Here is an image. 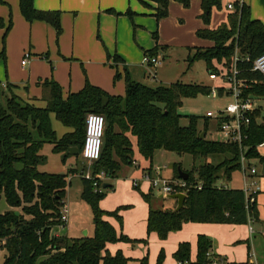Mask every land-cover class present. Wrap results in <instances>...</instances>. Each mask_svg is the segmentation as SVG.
I'll list each match as a JSON object with an SVG mask.
<instances>
[{
    "label": "trees",
    "instance_id": "trees-1",
    "mask_svg": "<svg viewBox=\"0 0 264 264\" xmlns=\"http://www.w3.org/2000/svg\"><path fill=\"white\" fill-rule=\"evenodd\" d=\"M149 1L156 3L153 14L157 19L168 14L169 0ZM176 1L185 6L189 3V0ZM199 1L206 21L212 7H220L222 3V0ZM231 4L234 9L218 29L197 32L199 37L212 44L194 52L188 61L201 58L210 72H216L214 62L222 63L229 72L236 53L239 57L238 77L247 81L242 96L264 97V74L250 70L252 60L264 52V25L250 17L249 6L241 0H233ZM19 9L28 22L46 21L57 35L60 34L58 12L37 10L33 0H19ZM107 12L120 14L112 9ZM126 13L131 17L134 14L129 10ZM8 29L9 26L3 40ZM153 35L157 37L156 33ZM159 49H165V46L156 45L145 54L156 56ZM245 57L249 59L245 60ZM114 60L121 59L115 55ZM120 78H123L125 88L122 96L110 94L85 80L80 90L69 92L66 97L56 81L43 79L39 98L43 105L20 99L14 91L15 85H0L3 87L0 88V199L4 197L7 205L13 208L0 213V247L6 252L2 264H128L129 259L121 251L110 254L105 249L108 242L129 239L117 236L113 226L105 220L107 212L98 205L105 182L100 183L96 178L81 177V197L93 213V235L78 238L50 235L54 226L63 223L61 208L65 204L67 174L39 170L40 151L45 143H51V150L63 153L62 160L66 162L69 147L77 146L85 135L88 113L100 114L105 119L100 157L93 163L96 171L102 170L110 179L116 177L122 165L133 164L134 142L138 152L150 163L158 149L189 154L193 159L204 158L202 164L193 166L187 178L194 184L200 181L201 188H188L179 210L153 208L150 196L142 194L148 205L147 233L155 232L160 239H165L169 232L179 230L185 222L245 224L250 219H257L256 201L249 202L242 189L217 186L219 179L230 180L232 172L240 169L239 146L208 138L209 118L206 116L201 128L197 116H188L187 124H180L178 109L182 99L209 95L211 87L180 81L152 87L133 80L127 72L123 75L116 72L115 79ZM222 92L220 88L218 94L222 95ZM51 114L71 131L58 137L52 128ZM259 118V110L249 113L247 138L243 144L247 146L245 156L249 161L257 159L264 164V157L257 151L258 145L264 142V118ZM202 132L203 137L200 136ZM143 170L151 171L152 166ZM173 171L174 178H179L177 165ZM111 214L119 217L115 212ZM196 245L195 262L190 261L188 242H180L173 257L179 264H207L213 259L207 255L212 246L209 237L198 235ZM161 262L159 255L156 264ZM141 264H146L145 259Z\"/></svg>",
    "mask_w": 264,
    "mask_h": 264
},
{
    "label": "rangeland",
    "instance_id": "rangeland-1",
    "mask_svg": "<svg viewBox=\"0 0 264 264\" xmlns=\"http://www.w3.org/2000/svg\"><path fill=\"white\" fill-rule=\"evenodd\" d=\"M229 2L233 1L222 0L220 7H212L208 21H206L203 18V11L198 0H189L188 5L186 6L176 0H169L168 14L160 19H157L151 11L148 13H136L134 17L137 20L142 19L141 24L138 22H132V24H135L134 26H136V28L132 26L131 16L126 13L127 10L119 12L120 15L116 16L121 17L120 31H122V24H126L129 21L131 27L134 28L136 32L138 31L135 36L136 38L143 39L144 41H152L150 45L151 48L143 49V53L138 59L140 65L139 68L144 69L146 75L145 77L137 75V78L143 81L142 83L148 84L152 87L168 86L170 83L180 81L187 84L210 86L211 89L216 88L219 93V85H221L220 77L218 76L217 79H210V71L207 69L205 61L201 58L188 61V57H191L194 52H198V50L200 51V48L210 46L209 42L202 40L197 32L200 30H216L222 23L226 22L227 14L231 10L227 8ZM146 19L153 22L154 28L149 29L143 27L146 26ZM154 33L157 35L156 38L153 35ZM1 36L3 38V34L0 35V40ZM132 39H134L133 36ZM143 40H141V42H143ZM157 40L159 44L157 43ZM156 45L159 47H167V52L165 54L164 52L160 53L159 57L161 60L156 67L145 65L143 67L141 64L143 55L146 51L154 48ZM162 51L164 50L162 49ZM32 57L33 55L28 51L22 57V60L24 59L25 63H27L28 68ZM20 58H18L17 64L13 60L9 61L6 68L4 67L5 60L2 59L0 61L1 79L5 78V72L10 70V72L12 71L15 73L18 71L19 79L28 81L30 76L28 77V75L26 76L22 74ZM214 64L216 73L225 69L222 63L214 62ZM115 74L116 71L110 79V88H113V90L118 89L120 83H123V79H115ZM32 76L28 83L33 90L35 79L33 81ZM66 77L69 80V73L67 71ZM0 88L3 87L0 86ZM67 89L68 87L66 85V90ZM231 101L232 100L229 96L219 94L216 96H212L211 94H198L194 97H184L182 99V104L178 109V112L181 115L180 124L186 125L188 116H197L201 128V124L207 111L222 110ZM260 102L263 103L264 106V100H261ZM51 122L58 137L66 131H71L70 128L65 127L56 120L53 115H51ZM215 130V120L209 118L207 137L210 139L221 140V135L216 133ZM83 139L84 136H82L80 143L76 146L78 149L77 154H69L68 151L66 152L68 155L66 162H63L62 160L63 153H56L51 150V143H45L40 151L42 157L38 162L39 170L67 174V186L64 197V206L68 210L66 221L65 223L54 226L56 229L53 232L51 230V237L65 236L67 238H78L86 235L91 236L94 232L92 209L81 197V177L88 175L91 178H96V174H100L102 170L96 171L93 162L90 163L81 157V145ZM260 151L264 152V147H261ZM133 159H136L141 164L146 163L145 159L138 154L137 148ZM208 159L211 160L210 158ZM203 162V157L193 159L189 154H177L163 149H160L154 154L152 161L153 166L160 168L161 175L166 178L174 177V165H177V167L179 166L183 171L190 173L193 166L197 167ZM252 165L256 166L259 175L262 164L255 161ZM140 177V171L133 165H122L118 170L116 177L110 179L105 176L104 178L99 179L100 183L105 182L112 185L111 187L103 188V195L98 203L99 207L107 212L104 218L113 226L117 236L123 235L129 239L108 242L105 249L110 254H114L118 250L121 251L123 256L129 259L128 264H141L143 259H145L146 264H156L159 255L162 257L161 264H179L173 257V248L171 244H174L175 239L178 240L176 236H183V239L189 243L191 238L195 241V233H192L190 230H184L186 226H183L178 231L171 232L163 240H161L155 232L147 233L146 218L148 205L142 194H148L150 196V203L153 208L164 210L175 208L176 200L160 196L158 189H150V185L147 181L141 180L136 185H133L132 179H140ZM220 183L233 188L243 187L244 182L242 179V170L239 169L232 172L230 180L223 178L219 179L217 184ZM259 186L260 192L258 194H264V177L262 175L259 176ZM257 203L259 209L258 219L262 222L261 224L251 223L255 231L254 235H250V227L248 223L246 225H232L233 227H236L235 231L240 237H234L236 239H234L230 246H234L233 250L239 249V253L238 251H235L238 258H244L242 261L233 260L232 262L256 264L258 260L259 262L264 263V230H262V225L264 224V196L260 195ZM9 210L11 209L5 202L4 197H1L0 213ZM113 212L118 214L119 217L115 214H111ZM84 231H86V234ZM242 231L246 232V234L243 235ZM221 234V238L226 239L227 235L231 234V230H223ZM223 243H225V241ZM193 247L194 249L190 253L191 262H195L197 256V248L194 244ZM5 254V249L0 247V264L3 263ZM222 257L227 260L226 256ZM212 260H215L217 264H223L220 259L213 258ZM229 261L227 260V262Z\"/></svg>",
    "mask_w": 264,
    "mask_h": 264
},
{
    "label": "crops",
    "instance_id": "crops-1",
    "mask_svg": "<svg viewBox=\"0 0 264 264\" xmlns=\"http://www.w3.org/2000/svg\"><path fill=\"white\" fill-rule=\"evenodd\" d=\"M143 1H145V3ZM241 1L249 6L250 17L259 20L264 25V0ZM33 4L37 10L58 12L61 32L57 35L54 27L46 21L33 20L32 22H28L24 19L19 9V0H0V35L4 34L6 28L9 26L4 40L1 36L0 53L4 50V54L3 56L0 55V61L2 59L5 60L4 67L6 68L9 61L13 60L17 64L18 58L21 57V64L23 55L27 51L30 52V54L33 55L32 59H30V66L28 68L27 63L21 64V70L22 74L28 75V77L33 75V81L35 79L34 89L32 90L28 83L30 77L28 81H23V79H19L18 71L15 73L12 71L10 72V70L6 71L5 69L6 77L0 78V85L3 86L6 83L15 85L16 88H14V91L20 99L36 105H42L43 102L39 98L41 97L40 84L43 79H53L56 81L62 88L63 97H66L69 92L80 90L84 86L85 80H88L91 84L104 89L110 94L122 96L125 91L124 80L123 83H120L118 89L113 90V88H110V79L115 71L122 75L127 72L132 79L141 83L143 82L137 78V75L145 77L146 72L144 69L139 68L138 59L143 53V49L151 48L150 45L152 41H144L143 39L136 38L135 36L138 31L136 32L134 29L136 26H134L135 24H132V22L141 24L142 19L137 20L134 15H136V13H148L149 11L154 13L156 3L149 0H33ZM109 9L116 12L129 10L134 13L131 17V24L134 28L131 27L128 21L126 24H122V31H120L121 17L116 16L114 13L107 12ZM149 19H146V26L143 27L149 29L154 28L153 22ZM132 36L134 39H132ZM201 39L209 42L210 45L212 44L208 39ZM141 40H143V42H141ZM157 43L159 44L158 40ZM163 50L164 51H162V49L158 50L157 57L159 59L161 52H164V54L167 52V47ZM115 55L119 56L121 60L115 61ZM142 66L144 67V65ZM66 71L69 73V80L66 77ZM222 72H225V69H223ZM121 79L123 78L118 80ZM222 84L223 81H221V85ZM66 85L68 87L67 90ZM222 95L227 94L222 92ZM261 100H264V97L255 98V109L259 110L260 117L264 118V106L263 103L260 102ZM261 147H264V142L257 147L259 155L264 157V152L260 151ZM136 148L134 142L133 157L135 156ZM159 150L160 149L155 150L154 154ZM138 154L142 157L139 152ZM145 161V164H141L134 159L135 164H132L140 171V176L142 172L145 171L143 169L148 168L149 165L152 166V170L158 168L157 166H153V157L151 163L147 160ZM255 161L258 160L253 159L249 162L252 164ZM259 176H261L260 173L255 177L259 187L255 196L258 213L257 200L260 195L264 196V194H258L260 192ZM262 176L264 177V174ZM172 178L174 177L172 176ZM224 186L229 187L227 185ZM240 189H242V187ZM10 209L13 208L10 207ZM261 222L262 221L258 219V215L255 221L247 222L249 227H251V236L255 234L251 223L261 224ZM185 223L182 224V227L186 226L184 230H190L192 233H195V241L191 238L189 243L183 239V236L172 235L176 236L178 239H175L174 244H171L173 248L172 253L175 251L178 244L184 241L190 244L191 253L194 249L193 244L197 248V236L203 234L209 237L212 242L209 251L210 257L222 260L223 264L236 263L232 261H242L244 259L237 257L235 253L239 249L233 250L234 246H230V244L236 239L234 237H240L235 231L236 227L232 225H246L247 223ZM262 227V230H264V224ZM55 229L56 227L52 228V232L55 231ZM223 230H231V234L227 235L226 239L221 238V232ZM84 232L86 234V231ZM242 232L243 235L246 234V232ZM170 233L171 232L168 234ZM224 241L225 243H223ZM222 256H226L227 260L230 261L227 262L226 258ZM256 264L264 263L257 260Z\"/></svg>",
    "mask_w": 264,
    "mask_h": 264
},
{
    "label": "built area",
    "instance_id": "built-area-1",
    "mask_svg": "<svg viewBox=\"0 0 264 264\" xmlns=\"http://www.w3.org/2000/svg\"><path fill=\"white\" fill-rule=\"evenodd\" d=\"M228 9H232V4H227ZM248 60V57L244 58ZM238 55L235 53L233 59H231V65L229 72L225 71L216 73L211 71L209 77L211 79H217L220 77L223 84L220 85L223 93L231 97V102L228 103L225 108L219 111H207L205 116L213 118L216 124V133L221 135L220 141L229 143H236L240 149L239 165L242 170L243 187L242 190L249 202L255 201V196L259 190L256 176L258 171L255 166L249 164V160L245 156L247 146L243 144L247 138V126L249 124V113L255 110V97L242 96V91L247 86L245 79L239 78V70L237 68ZM25 60L21 61L24 64ZM160 63V59L157 56H151L144 54L141 60V64L145 66L156 67ZM250 70L264 74V52L252 60ZM154 76V75H153ZM210 94L216 96L218 94L216 88H212ZM105 128V119L102 115L97 113H88L85 118V135L81 148V157L88 161L94 162L100 157L102 141ZM133 164L135 162L133 161ZM106 174L102 171L100 174H96V179H102ZM91 179L90 176H84ZM147 181L150 185V189H158L160 196L168 197L174 193H183L186 195V191L190 187L201 188V182L196 184L188 182L187 179L181 178H166L161 175L160 168H155L152 171H143L140 179H132L133 185H136L140 181ZM96 187V182H93ZM101 185V184H100ZM217 186H224L220 183ZM103 187H101V190ZM100 191V189H99ZM65 205V204H64ZM61 208V220L63 223L66 221L68 213L65 206ZM248 222H253L251 219ZM251 230V227H250ZM210 256V253H207ZM207 264H217L215 260L209 261Z\"/></svg>",
    "mask_w": 264,
    "mask_h": 264
},
{
    "label": "water",
    "instance_id": "water-1",
    "mask_svg": "<svg viewBox=\"0 0 264 264\" xmlns=\"http://www.w3.org/2000/svg\"><path fill=\"white\" fill-rule=\"evenodd\" d=\"M200 136L203 137L204 136V133L202 132L200 134ZM68 153L69 154H77L78 153L77 147L76 146L69 147ZM177 172H178V177L179 178H181L183 180H186L188 178V173L185 172V171H183L179 166L177 167ZM260 174L261 175L264 174V164H262ZM109 185H110V183H103L102 187L103 188H107ZM185 196L186 195L183 194V193H174V194H171V195L168 196L169 198H172V199H175L176 200L175 210H179L181 207H183L184 200H185ZM59 240H61V238Z\"/></svg>",
    "mask_w": 264,
    "mask_h": 264
}]
</instances>
